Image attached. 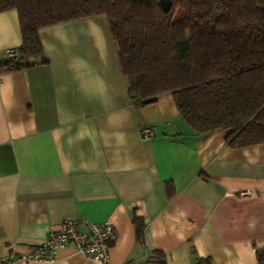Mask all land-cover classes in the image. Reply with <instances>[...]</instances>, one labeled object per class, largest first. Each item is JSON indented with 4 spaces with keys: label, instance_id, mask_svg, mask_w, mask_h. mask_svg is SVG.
<instances>
[{
    "label": "crops",
    "instance_id": "1",
    "mask_svg": "<svg viewBox=\"0 0 264 264\" xmlns=\"http://www.w3.org/2000/svg\"><path fill=\"white\" fill-rule=\"evenodd\" d=\"M39 38L47 63L0 74V259L77 218L82 232L112 223L109 264H260L264 143L193 133L170 94L133 106L105 15ZM20 45L16 10L0 12V61ZM11 264L99 263L67 243L51 262Z\"/></svg>",
    "mask_w": 264,
    "mask_h": 264
},
{
    "label": "trees",
    "instance_id": "2",
    "mask_svg": "<svg viewBox=\"0 0 264 264\" xmlns=\"http://www.w3.org/2000/svg\"><path fill=\"white\" fill-rule=\"evenodd\" d=\"M9 10L21 45L0 74L48 62L40 29L105 15L133 106L170 94L193 133L228 130L232 148L264 143V0H0ZM132 221L140 241L144 222Z\"/></svg>",
    "mask_w": 264,
    "mask_h": 264
},
{
    "label": "built area",
    "instance_id": "3",
    "mask_svg": "<svg viewBox=\"0 0 264 264\" xmlns=\"http://www.w3.org/2000/svg\"><path fill=\"white\" fill-rule=\"evenodd\" d=\"M16 56V49H7L4 59L11 60ZM154 129L144 127L141 130L143 138L153 135ZM77 218L64 219L57 230L47 234L46 239L26 253H9L0 259V264H11L20 259L24 261L51 262L55 260L56 252L67 243H73L77 249L86 257L99 264H109V249L116 239V231L109 221L89 222L86 221L87 232L78 229Z\"/></svg>",
    "mask_w": 264,
    "mask_h": 264
}]
</instances>
